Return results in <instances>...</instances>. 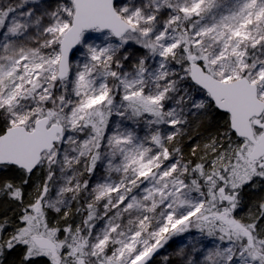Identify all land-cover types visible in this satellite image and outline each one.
Returning <instances> with one entry per match:
<instances>
[{"label": "snow or ice", "instance_id": "6c2138e0", "mask_svg": "<svg viewBox=\"0 0 264 264\" xmlns=\"http://www.w3.org/2000/svg\"><path fill=\"white\" fill-rule=\"evenodd\" d=\"M0 264H264V0H0Z\"/></svg>", "mask_w": 264, "mask_h": 264}, {"label": "trees", "instance_id": "16d2710c", "mask_svg": "<svg viewBox=\"0 0 264 264\" xmlns=\"http://www.w3.org/2000/svg\"><path fill=\"white\" fill-rule=\"evenodd\" d=\"M198 140H199V137H197L195 135H193V139L192 140H188L187 137H186L185 141H184L185 151L187 152L190 149V147L192 146V144L196 143ZM179 240H174L173 241L175 243V247L177 246V243L179 242Z\"/></svg>", "mask_w": 264, "mask_h": 264}, {"label": "rangeland", "instance_id": "374dc122", "mask_svg": "<svg viewBox=\"0 0 264 264\" xmlns=\"http://www.w3.org/2000/svg\"><path fill=\"white\" fill-rule=\"evenodd\" d=\"M180 238L178 237V238H175L174 240H179ZM175 248V243L174 242H172L171 243V247L168 249L169 251H171L172 249H174Z\"/></svg>", "mask_w": 264, "mask_h": 264}]
</instances>
